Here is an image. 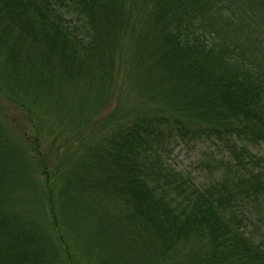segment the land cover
<instances>
[{"label":"trees","instance_id":"trees-1","mask_svg":"<svg viewBox=\"0 0 264 264\" xmlns=\"http://www.w3.org/2000/svg\"><path fill=\"white\" fill-rule=\"evenodd\" d=\"M262 8L0 0V264H264ZM193 142L207 187L168 162Z\"/></svg>","mask_w":264,"mask_h":264},{"label":"rangeland","instance_id":"rangeland-1","mask_svg":"<svg viewBox=\"0 0 264 264\" xmlns=\"http://www.w3.org/2000/svg\"><path fill=\"white\" fill-rule=\"evenodd\" d=\"M261 12H264V8H262ZM260 14L262 15V13H259V15ZM262 24L264 25V23ZM262 49L264 52V42L262 45ZM259 54H261V56H264V53L260 51ZM121 74V72L117 74V81L119 82V85L122 81H125L124 77ZM129 83L131 84L130 80ZM113 103L114 102H111L109 104V107L106 108L109 109ZM47 129L48 128H45L46 132ZM48 141L49 140L47 139L45 144H47ZM247 147L249 148V150H251L252 153L258 154V156L264 153V144L247 145ZM219 154L221 153L218 150V146L215 145H207L199 142L188 144L177 143L173 146L172 151L168 154V162L172 167H174L183 175L187 174L191 178H193L195 184L207 187L220 178L219 169L223 170L222 167H217L213 170V168L216 166V160L220 158ZM227 156L224 157V160H228L231 163V158ZM259 199L260 200L256 201L257 203L252 202L250 205H248L244 210L243 215L246 218L244 222L246 230L250 231L256 240L263 241L264 197Z\"/></svg>","mask_w":264,"mask_h":264}]
</instances>
